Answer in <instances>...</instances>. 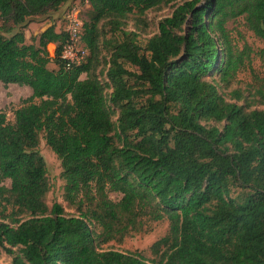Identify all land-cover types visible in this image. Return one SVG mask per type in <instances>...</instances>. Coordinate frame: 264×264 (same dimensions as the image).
<instances>
[{
    "label": "trees",
    "instance_id": "trees-1",
    "mask_svg": "<svg viewBox=\"0 0 264 264\" xmlns=\"http://www.w3.org/2000/svg\"><path fill=\"white\" fill-rule=\"evenodd\" d=\"M86 2L87 55L66 69L63 26L29 44L23 32L72 1L0 0V83L30 90L11 121L0 111L5 264H264V110L236 104L238 90L224 93L251 52L226 24L241 20L264 45V0ZM168 5L152 36L125 29ZM257 54L264 62V48ZM252 78L248 96L263 103L264 78ZM39 135L74 215L44 203ZM162 220L152 260L103 248Z\"/></svg>",
    "mask_w": 264,
    "mask_h": 264
},
{
    "label": "rangeland",
    "instance_id": "rangeland-1",
    "mask_svg": "<svg viewBox=\"0 0 264 264\" xmlns=\"http://www.w3.org/2000/svg\"><path fill=\"white\" fill-rule=\"evenodd\" d=\"M72 2L74 0H71ZM76 1V0H75ZM173 8V5L161 6L158 8L147 10L144 13L145 27H135L132 25V20L129 18L126 22L125 29L130 31H137L142 39H146L157 31L158 22L169 15ZM82 19L86 20V8L82 4ZM86 11V12H85ZM61 14H52L48 18H35L30 20L24 29L25 43H30V38L37 33L41 32L46 28L47 25L53 24L55 27L61 29ZM227 30L230 32L231 38L234 43L240 47L242 44H246L251 49L249 54L250 64L247 67H243L236 73L234 78L228 85V88L224 90V93H228L232 90H238L242 94V99H240L236 104L243 105L245 103L251 102L249 109H259L264 110V102L259 103L253 98H249L248 91L251 90V86L254 84L255 80L252 77L264 78V62L258 56L257 52L264 48L261 41L252 36V34L247 31L241 20L237 19L235 21H230L226 24ZM53 46L48 45L46 50L48 53H53ZM247 65V63H246ZM52 68V65H49ZM132 69L131 67H127ZM99 69V68H98ZM83 75L80 76L83 79ZM30 95V90L27 87H20L13 84L2 85L0 83V111L5 113L6 119L8 121L12 120V111L19 105L20 100L27 98ZM227 98V97H226ZM256 99V98H255ZM37 152L41 156L45 166V181L48 190L44 196V203L49 208L51 204L58 203L63 207L66 214H76L73 209L67 207V205L62 200V182L60 181L59 175V163L55 158L54 154L49 150V148L44 144L41 135L38 136ZM3 185L8 187L9 182L7 180L3 181ZM239 194L238 189H232V196ZM117 194H109L108 198L112 201H117L119 199ZM167 231V223L165 220L159 222H150L145 224L143 230L139 233L131 234L123 238L119 243L110 242L105 244L103 248H111L113 250L121 252H132L139 254L146 260L154 259L149 251L150 245L163 237ZM10 257L0 254V264H5L9 262Z\"/></svg>",
    "mask_w": 264,
    "mask_h": 264
},
{
    "label": "built area",
    "instance_id": "built-area-1",
    "mask_svg": "<svg viewBox=\"0 0 264 264\" xmlns=\"http://www.w3.org/2000/svg\"><path fill=\"white\" fill-rule=\"evenodd\" d=\"M82 4L86 6V0L73 1L67 5L61 14L65 40L60 49L59 59L64 63L66 69L81 64L87 55L86 50L80 43L82 27L80 12Z\"/></svg>",
    "mask_w": 264,
    "mask_h": 264
},
{
    "label": "crops",
    "instance_id": "crops-1",
    "mask_svg": "<svg viewBox=\"0 0 264 264\" xmlns=\"http://www.w3.org/2000/svg\"><path fill=\"white\" fill-rule=\"evenodd\" d=\"M64 6V5H63ZM63 6L62 7H60L55 13H53L54 15H58L61 11H63ZM49 25H47L46 27H48ZM43 31V30H42ZM48 45H51V46H53V48L55 47L54 46V44H48ZM47 45V46H48ZM53 51H54V49H53ZM48 55L50 56V57H52L53 56V53L52 54H50V53H48Z\"/></svg>",
    "mask_w": 264,
    "mask_h": 264
}]
</instances>
